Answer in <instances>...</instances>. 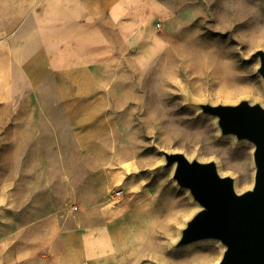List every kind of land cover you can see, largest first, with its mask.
I'll return each mask as SVG.
<instances>
[{"label":"rangeland","instance_id":"374dc122","mask_svg":"<svg viewBox=\"0 0 264 264\" xmlns=\"http://www.w3.org/2000/svg\"><path fill=\"white\" fill-rule=\"evenodd\" d=\"M162 1L168 10L157 22L158 37L143 51L132 46L111 73L106 100L113 128L108 140H98L108 153L29 154L33 133L13 132L26 127L23 114L0 107V230L12 201L17 221L9 231L19 251H26L29 231L46 228L29 260L42 254L46 264H214L220 258L218 240L174 245L179 225L198 205L163 166L161 150L213 160L237 191L251 187L253 144L221 135L216 118L197 103L246 99L264 106L253 55L264 50V0ZM69 231L76 242L65 239ZM84 234L92 238L86 246Z\"/></svg>","mask_w":264,"mask_h":264},{"label":"crops","instance_id":"0c3cea01","mask_svg":"<svg viewBox=\"0 0 264 264\" xmlns=\"http://www.w3.org/2000/svg\"><path fill=\"white\" fill-rule=\"evenodd\" d=\"M167 10L162 0H0V107L23 114L13 132L33 133L29 154L109 152L98 140L113 128L111 73L158 37Z\"/></svg>","mask_w":264,"mask_h":264},{"label":"water","instance_id":"95a60500","mask_svg":"<svg viewBox=\"0 0 264 264\" xmlns=\"http://www.w3.org/2000/svg\"><path fill=\"white\" fill-rule=\"evenodd\" d=\"M253 55L259 58L257 72L264 83V50ZM197 107L216 118L221 135L253 144V183L237 191L233 178L219 174L213 160L161 150L163 166L173 165L172 177L198 205L174 245L218 240L224 248L214 264H264V106L242 99L234 104L198 102Z\"/></svg>","mask_w":264,"mask_h":264},{"label":"bare ground","instance_id":"6f19581e","mask_svg":"<svg viewBox=\"0 0 264 264\" xmlns=\"http://www.w3.org/2000/svg\"><path fill=\"white\" fill-rule=\"evenodd\" d=\"M170 169H173V165L170 167ZM8 208L12 210V216L9 220L6 221V226L0 230V264H46L45 261V256L40 254V256L35 260L31 261L29 260V253H30V247L31 245H35L37 248L42 245L46 234V228L43 229L44 234L40 232L39 229H36L33 233L29 231L27 234V241H26V251L18 250L15 247L16 241H17V236L15 235L14 232L9 231V228L15 226L16 221H17V210L14 208V203L9 202L8 203ZM1 220V217H0ZM31 222L29 221L27 223V226H29ZM185 224V221H183L180 225L179 228L181 229ZM180 232V230L178 231ZM117 231L115 232V234ZM114 233L111 232L110 236H114ZM99 235H101L99 233ZM101 242L104 240V236H99ZM83 243L84 246L87 245L88 239L86 234L83 235ZM221 248L223 249L224 246L221 244ZM58 264V263H57Z\"/></svg>","mask_w":264,"mask_h":264},{"label":"built area","instance_id":"2783aa9c","mask_svg":"<svg viewBox=\"0 0 264 264\" xmlns=\"http://www.w3.org/2000/svg\"><path fill=\"white\" fill-rule=\"evenodd\" d=\"M159 24V23H158Z\"/></svg>","mask_w":264,"mask_h":264}]
</instances>
